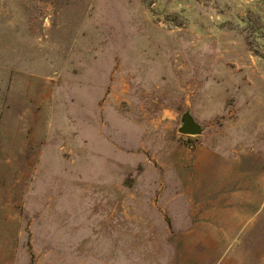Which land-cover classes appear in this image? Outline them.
Returning <instances> with one entry per match:
<instances>
[{"label":"rangeland","instance_id":"rangeland-1","mask_svg":"<svg viewBox=\"0 0 264 264\" xmlns=\"http://www.w3.org/2000/svg\"><path fill=\"white\" fill-rule=\"evenodd\" d=\"M231 159L255 207L219 264H264V0H0V264H95L106 233L115 264L123 235L124 263L169 251Z\"/></svg>","mask_w":264,"mask_h":264},{"label":"crops","instance_id":"crops-1","mask_svg":"<svg viewBox=\"0 0 264 264\" xmlns=\"http://www.w3.org/2000/svg\"><path fill=\"white\" fill-rule=\"evenodd\" d=\"M226 155V154H224ZM228 156V155H226ZM230 157V156H229ZM228 158H224L226 160ZM235 159L230 160V167L227 169V171H220V172H209L210 166L217 163L220 165L223 161L222 158L219 159V162H211L209 161V170H203L206 173L209 172V175L219 176V178L216 181H208L205 183H197L195 184V181H192V186L186 190V194L191 195H203L204 192H208L207 195H212L215 191L216 195H219L218 193L222 194L225 198V207L224 208H215L214 206L211 208H205L206 205H200L198 203L193 202L186 211L185 215V228H182L179 230V232L173 236V233L171 232V229L168 227L166 230V235L163 239L167 240L171 244H173V247L167 248V251H154L152 249L140 251L139 258L134 257L135 259L143 260L144 262L140 264H209V260L212 261L213 257L217 259L215 264H219L221 255L218 256L216 254L217 252V245L225 241L229 235L233 234V228L239 227L241 221L247 218L248 214L254 210L255 205L253 206L250 204V201L252 199L251 195H255L252 192L253 189H256V184L254 181H252V184L250 182H247L248 178L252 179V171L249 170L247 172H241V169L236 168V161ZM233 169L234 171H232ZM236 171V172H235ZM253 171V175H255ZM203 175V179L207 176L205 174ZM201 176L200 175H196ZM195 179V177H194ZM239 179L242 180V182H239ZM192 180V179H191ZM196 190V191H195ZM198 190V192H197ZM234 190H237V192H241V196L246 197V200H243L244 204L242 203H236L238 200H235L236 192ZM240 190V191H238ZM178 194V193H176ZM254 200V199H252ZM193 201V200H191ZM238 204V206L236 205ZM250 217V216H249ZM140 220V218H139ZM210 222V224H208ZM213 222V224H211ZM215 222H218V224H215ZM171 224L174 226V221H171ZM215 225H222L223 227H226L224 229L225 235H218V233H215L213 237L210 238L208 234V227ZM150 227L153 228V225ZM209 227V228H210ZM168 231V234H167ZM107 232V229L105 228V233ZM236 232V231H235ZM234 232V233H235ZM169 236V237H168ZM162 237V236H161ZM141 237H136L134 242L140 243L139 241ZM171 240V241H169ZM183 240L184 243L182 245H179V242ZM114 238L111 236V234L106 233L105 235H97L96 237L91 238L90 241V248H91V254H90V260L95 261V264H115L114 263V256L112 253V243ZM129 237L128 235H123L120 239L122 247V263L121 264H130L129 261H126L124 263V259H129ZM154 242V241H153ZM161 242V240H160ZM143 243L147 244L149 242L143 241ZM151 243V242H150ZM155 243V242H154ZM162 243L161 242V249H162ZM94 244L97 245L96 249H98L97 254H94L92 252ZM99 244H104V247L99 246ZM152 244V243H151ZM214 245L215 247L212 248L211 245ZM126 245V247L124 246ZM156 245V243H155ZM100 248V249H99ZM128 250V251H127ZM134 252V251H133ZM223 255V254H222ZM238 258V259H237ZM243 258L239 256H235L229 259L224 264H242L241 260ZM240 260L239 263L236 261ZM139 264V263H137ZM220 264H223L220 263Z\"/></svg>","mask_w":264,"mask_h":264},{"label":"water","instance_id":"water-1","mask_svg":"<svg viewBox=\"0 0 264 264\" xmlns=\"http://www.w3.org/2000/svg\"><path fill=\"white\" fill-rule=\"evenodd\" d=\"M203 128L199 125L193 116L186 112L182 115V125L179 128V132L186 135H198L201 134Z\"/></svg>","mask_w":264,"mask_h":264}]
</instances>
